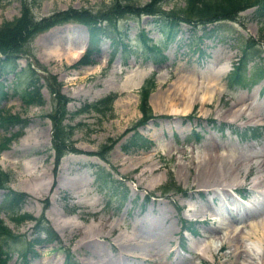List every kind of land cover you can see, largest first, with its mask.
I'll return each mask as SVG.
<instances>
[{"label": "rangeland", "instance_id": "obj_1", "mask_svg": "<svg viewBox=\"0 0 264 264\" xmlns=\"http://www.w3.org/2000/svg\"><path fill=\"white\" fill-rule=\"evenodd\" d=\"M21 1L0 0V23L19 14ZM25 1H30L32 15L39 17L68 6L95 10L109 0ZM144 1L130 0L133 4ZM180 4L181 0H164L162 6L168 8ZM251 13L252 6L239 11L232 23L233 31L224 39L220 32H215L199 43L197 30H190L187 23H180L176 36L165 43L162 59L152 63L151 69V57L147 58L146 54L151 56L152 53L141 47V35L136 32L141 29L142 36L151 41L160 35L145 14L138 17L125 14L117 19L118 29L126 32V45L115 50L109 60L110 47L106 38L99 40L97 51L90 54L92 61L86 63L79 62L78 58L69 61L59 55L44 57L41 54L45 46L55 43L71 45L81 41L82 48L88 46L86 27L78 22L50 26L24 43L17 62L29 61L43 75L54 74L61 81L59 90L70 97L65 105L68 111L83 101L99 99L108 92H113L114 98L109 113L105 115L89 110L69 118V122L75 124L70 136L72 145L81 151L65 152L56 164L49 148L50 120L47 117L53 100L46 86H40L43 98L40 104L22 106L17 98L7 100L8 112H14L26 121L20 132L0 149V169L8 172L5 184L26 193L19 210L34 216L42 214L55 230L60 246L55 242L35 244L36 255L27 254L22 259L18 254L21 249L18 239L8 244L9 256L4 264H62L66 248L73 254L76 264H97L99 260H109L111 264H227L229 258L224 255L229 249L227 243H222L216 250L207 246L206 240L213 238L212 242H217L215 235L219 233L209 226L215 225L218 217L223 218L225 228L230 225L239 227L243 222H260L259 225L262 222L264 225V207L257 204L258 199H264V130L256 137L249 136L246 130V126L264 123V73L257 74L264 64V44L261 43L264 41V18L254 20ZM248 36L255 37L263 46V64L256 58L246 60L244 86H226L228 70L237 63L240 53L239 37L244 41ZM221 61L227 62L228 68L217 84L206 82V88L209 86L213 90L209 101L200 105L195 100L188 111L182 113L170 111V107L178 109L181 106L179 97L173 95L179 83L177 77L181 79L189 73L196 76L207 74L210 66ZM92 62L100 63L95 69L84 67ZM38 64L43 65L44 70ZM140 74H144V79L151 74L153 83L146 95L152 115L144 122H140L142 118L138 110L141 87L137 79ZM39 81L43 82V79ZM201 83L197 81V85ZM163 95L166 97L161 105H164L160 106L157 99ZM237 100L242 102L241 105L249 103L255 114L253 118L241 115L232 119L226 108ZM133 129L147 140L146 146L124 149L122 144ZM107 138H112L114 143L106 151L107 159L102 160L91 152ZM214 151L223 156L232 153L236 158H244L245 163L240 165L238 175L240 182L233 187H219L227 190L226 195L221 191L212 193L217 185L194 186L191 183L194 160L212 155ZM190 158L193 162L188 160ZM91 162L102 164L126 184L125 197L118 207L114 196L109 205H105L104 197L94 189ZM180 163L188 166L186 175L178 168ZM176 186L180 191L173 190ZM121 191L118 187L117 192L120 194ZM237 206L250 211L242 215V220H228L237 216ZM195 207L201 209L191 212L190 209ZM253 212L256 213L251 215ZM0 217L11 231L23 232L25 239L33 236V220L25 218L14 224L2 212ZM182 219L194 220L193 229H181ZM228 222L230 225L227 226ZM57 223L58 229L55 227ZM157 224L168 227L167 238L161 242L159 251L148 243L146 237L154 235ZM262 225L252 234L245 232L247 225L241 226L239 239L245 247L263 236ZM93 230L96 231L91 233ZM138 233L144 243L147 242L146 247L140 246L141 241L136 238L137 242L131 241V245L138 243L139 246L132 247L128 254L121 252L117 244L119 237L133 234L138 237Z\"/></svg>", "mask_w": 264, "mask_h": 264}, {"label": "trees", "instance_id": "obj_2", "mask_svg": "<svg viewBox=\"0 0 264 264\" xmlns=\"http://www.w3.org/2000/svg\"><path fill=\"white\" fill-rule=\"evenodd\" d=\"M163 2L164 0H146L141 4H133L130 0H109L105 6L95 10L86 7L74 8L68 6L64 9H56L39 17H34L30 10V1L27 3L22 0L19 14L0 23V149L20 132V127L26 121V118L19 117L14 112H8L6 108L7 100L11 97L17 98L22 106L40 104L43 102L39 90L42 84L46 86L53 100L52 108L47 113V117L50 120L49 148L53 151L54 164L65 152L81 151L72 145L70 136L75 124H71L69 118L89 110L105 115L111 109V100L114 93L109 92L99 99L83 101L79 106L68 111L65 105L70 97L59 90L61 81L57 80L54 74L47 73L43 75L44 73H40L41 71H38L36 66L29 61H25L23 64L17 62L16 59L23 50L24 43L37 32L64 22L83 24L87 30L88 46L85 54L79 58V62H88L92 61L90 54L97 51L100 39H108L109 57L118 49V46L125 45L126 32L119 30L117 25V19L125 14L135 17L140 14L149 15L151 25L159 32L161 39L150 41L146 36H142L143 31L141 29H138L136 34L141 35V42L143 43L141 47H146L151 53L155 52L157 54L159 45L172 39L182 22L188 23L193 30L200 26V32L204 36L220 32L224 39L233 31L232 26L227 21H235L237 13L246 6H253L251 16L255 20H261L264 17V0H181L180 5H173L168 8L162 6ZM240 43L238 61L234 65L235 71L232 70L227 74L226 80L229 86L234 83L242 84L246 81L243 69L247 59H261L260 52L262 49L256 39L248 37L243 41L240 38ZM152 57L155 56L152 55ZM153 60L158 59L154 58ZM34 62L39 63L36 60ZM38 65L44 70L43 65ZM262 71L263 69H259V72L262 73ZM40 78L43 79V82L39 81ZM151 85L150 79L139 89L138 110L142 118L140 122H144L152 115L146 101V95ZM13 126L15 127L14 130H12ZM246 130L249 136L250 134L252 136L258 134L256 127L249 126ZM145 141L147 142L139 132L133 129L132 133L126 137L122 147L126 149L137 145L146 146ZM113 143L112 138H107L99 145L97 150L91 153L102 160H106V151ZM90 167L94 189L104 197L105 205H109L111 197L114 196L118 207L125 197L126 184L113 176L102 164L91 162ZM7 176L8 172L0 169V212L14 224L25 218L33 220V236L25 239L23 232L11 231L0 217V264H4L9 256L8 244L18 239H20L21 244L18 254L21 258H24L27 254L36 255L33 246L38 243L55 242L58 247L60 246L57 234L42 214L34 216L19 210L26 193L9 188L5 184V181L8 180ZM118 187L122 189L120 194L117 192ZM173 190L179 191L180 188L176 186ZM183 225L191 229L190 222H184ZM63 259L62 264H76L68 248L64 250Z\"/></svg>", "mask_w": 264, "mask_h": 264}, {"label": "bare ground", "instance_id": "obj_3", "mask_svg": "<svg viewBox=\"0 0 264 264\" xmlns=\"http://www.w3.org/2000/svg\"><path fill=\"white\" fill-rule=\"evenodd\" d=\"M82 46H83V42H81V41L77 42L75 44H71V45L67 42L62 43V45L55 43V44H50L48 46H45L44 49L41 51V54H43L44 57H51V56L59 55V56L63 57L64 59L71 61L80 55L81 50H82ZM56 58H58V57H56ZM99 63L100 62H93L90 64H86L84 67L89 68V69H95L98 67ZM149 65H150L149 68L151 69L152 65L150 63H149ZM227 68H228L227 62H222L216 66H210L207 74L199 73V76L198 75L196 76L193 73H189L181 79L179 77H177V81L179 83H178L176 89L173 91V95L175 98L179 97L178 99L181 101L180 102L181 106L178 109L175 107H170V111L182 113V112L188 111L189 106H191L192 102L195 100L199 101L200 105H203L204 102L209 101L213 95V90L209 89V86H208V88H206L207 83L209 82L212 85L217 84L218 79L221 78L222 74L226 71ZM143 76H144V74L139 75V77L137 79V83L140 82V79ZM197 81L202 82L201 85H197ZM137 83H135V84L137 85ZM129 84H131V83H129ZM197 86H199L200 88L199 87L197 88ZM134 88H135V86H134ZM165 97L163 95V96L159 97V100L157 99V101H159L157 103H159L160 106L164 105V104L161 105V103H162V101L163 102L165 101ZM238 101H240V100H237L236 103L232 104L233 106H231V107L228 106L226 108V112L228 114L232 115V119H236L241 115L246 116L247 118L251 117L252 115H255L253 113L252 109H250L248 102H245V104L241 105L242 102L238 103ZM256 115H258V114H256ZM152 149H154V147H152ZM236 157L232 153H229V154H226V156H223L221 153H217L216 151H214V153H212V155L208 154V155L204 156V158L199 157V158L195 159L194 160L195 163L192 165L194 170L191 172V183H193L194 186L217 185L216 187H214L215 189L212 191V193H214L215 191H221L222 195H224L227 190L224 188H219V187H226L227 185H228V187H231V186L233 187V186H236L240 182L238 180V175L240 173V169L242 168V167L240 168V165L243 163L244 158H236ZM251 157H252V155H251ZM191 158L188 160L193 159V158L192 159ZM192 162H193V160H192ZM183 163L182 164L180 163V165H178L179 166L178 168L180 169V171L184 175H186L187 171H188V166H186V164L183 165ZM188 165H190V163H188ZM262 184H263V182H262ZM257 204H258V206L261 205V207H264V199H258ZM198 209H201V208L195 207L193 209H190V211L192 212V211L198 210ZM247 209H245L244 207H238L237 206L235 209V211L237 212V216H235V217L233 216L232 219L230 218L228 220H231V221L236 220V219L242 220V218H243L242 215H245L248 213L247 211H250ZM254 213H256V212L251 213V215ZM153 220L155 221L154 217H153ZM216 221H217L216 224L209 226V228L212 230L219 231V233H217L215 235V240H218V241L213 243L212 242L213 238L207 239L206 242H207L208 248H210L212 250H214V249L216 250V249H218V247L222 243L224 244V242H225L228 244V247H229V249L227 251L225 250L226 252H224V255L227 258H229L227 264H264V234L262 237L257 238L258 240L256 243H251L250 246H248V247L247 246L245 247V245H243L239 239L241 226L247 225L245 232L248 234H252V233H255L258 226L262 225V222L260 225H259L260 222L257 224L256 223L248 224L247 222H243L242 225L239 227H237L236 225L232 226L228 222V224H226V225L227 226L230 225V227L225 228L224 227L225 225L223 226V224H224L223 218L218 217ZM58 225H59L58 223L55 225V227L57 229L59 227ZM263 227H264V225H262V228ZM155 228L156 229L154 231V235L153 236L150 235V236H146V237H148V239H149L148 243L151 244L152 247H155L157 251H159L160 247H161L160 246L161 242L163 240L165 241V239L167 238L166 236H167L168 227L166 225L163 226V224H160V225L157 224ZM95 231L96 230H93V231H91V233H93ZM133 236L135 237L134 234H133ZM133 236L130 235V236H120L119 237L117 244H118V247L120 249H122L121 252L128 254L131 252L130 249L132 247L135 248V247L139 246L138 243H136V242H135L136 246L131 245V241H132ZM137 236L139 237V238L136 237L138 239V242H139V240L141 241V243H139L140 246L143 245L144 247H146L147 242L145 241V243H144V239L142 237H140L142 235H140V233H138ZM136 238H135V240H136ZM149 254H150V252H149ZM142 256H145V255H142ZM153 258H150V259H153ZM97 264H111V261L99 260V263H97Z\"/></svg>", "mask_w": 264, "mask_h": 264}]
</instances>
